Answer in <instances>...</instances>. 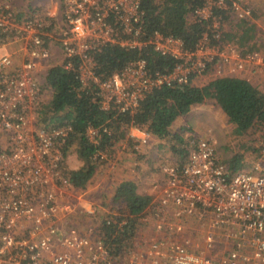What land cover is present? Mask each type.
<instances>
[{
  "label": "built area",
  "instance_id": "1",
  "mask_svg": "<svg viewBox=\"0 0 264 264\" xmlns=\"http://www.w3.org/2000/svg\"><path fill=\"white\" fill-rule=\"evenodd\" d=\"M230 2L225 6V0H203L187 14L191 20L210 21L213 43L203 33L188 50L179 38L153 32L147 43L175 60L170 70L150 73L138 59L103 75L93 53L107 44H142L138 0H61L52 36L51 22L35 5L26 4L17 15L9 0H0V49L14 43L21 54L18 62L10 53L0 54V133L5 141L0 149V264H264V132L253 144L250 161L239 152L244 161L234 171L215 157L206 139L190 140L180 162H156L163 179L150 186V201L140 219L153 221L157 231L164 225L172 234L150 237L136 225L131 244L113 253L100 227L120 228L126 219L115 220L111 208L102 211L98 204L83 205L73 196L75 189L61 172L59 151L69 128H44L28 118L37 110L41 89L50 92L40 81L39 65L49 57L51 42L61 55L54 65L73 68L80 88L94 86L92 101L102 110L132 112L150 90L205 74L232 77L249 66L261 70L264 78V57L256 51L241 53L219 39L216 9L229 8L236 21L250 17L247 0ZM139 131L132 153L152 137ZM86 132L94 141L97 129ZM93 159L102 164L106 155L98 151ZM72 197L73 203L68 201ZM168 210L174 218L164 222Z\"/></svg>",
  "mask_w": 264,
  "mask_h": 264
},
{
  "label": "trees",
  "instance_id": "2",
  "mask_svg": "<svg viewBox=\"0 0 264 264\" xmlns=\"http://www.w3.org/2000/svg\"><path fill=\"white\" fill-rule=\"evenodd\" d=\"M202 1L138 0L142 11L141 35L138 41L142 44L132 48L117 44L102 47L93 53L97 72L107 75L120 70L127 62L138 59L145 61L150 73L170 70L175 60L169 55L157 53L147 43L154 31L164 36L179 38L183 48L188 50L195 48L203 33L208 34L210 43H213L209 20L187 18V14L200 6ZM230 3V0H225V6H229ZM228 10L229 8H219L213 12L220 15V25L227 19ZM238 22L240 33L221 29L220 41L234 42L239 49H245L240 51L241 53L256 51L254 45L248 42L253 37L250 33L252 24L248 19ZM43 80L50 90L49 99L36 110V123L44 128L54 126L69 128L59 146L61 153L65 157L73 148L82 164L75 170H66L64 166L62 168L70 186L80 190L84 189L95 171L97 163L93 159V154L106 150L124 139L126 128L129 126L147 131L153 138L161 139L165 145L168 144V148L172 147L169 139L175 138L181 146L178 154L184 155L190 146H186L185 142H189L169 128L177 116L185 114L191 106L201 103L204 99L211 98L215 101L237 134L253 125L264 126V92L241 77H218L201 86L190 82L161 85L145 93L132 112L100 109L92 101L94 86L80 88L75 70L65 69L62 64L47 68ZM88 128L97 129L94 141L87 135ZM102 128L106 131H102ZM239 164V154L232 155L226 163L230 171L236 170ZM149 201V196L135 192L133 181L121 180L115 186L110 202L115 215H111V218L115 220L124 218L126 223L120 228L104 223L100 227L103 241L113 253L124 250L131 244V234L136 227L135 218Z\"/></svg>",
  "mask_w": 264,
  "mask_h": 264
},
{
  "label": "rangeland",
  "instance_id": "3",
  "mask_svg": "<svg viewBox=\"0 0 264 264\" xmlns=\"http://www.w3.org/2000/svg\"><path fill=\"white\" fill-rule=\"evenodd\" d=\"M247 3L251 7V16L248 20L249 23L252 24V31L250 33L253 35L248 42L254 45L256 52H258L261 57H264V0H247ZM29 4L35 5L39 12L47 15L48 20L51 22V26L48 28V33L52 36V33L56 31L57 22L60 17L61 0H33ZM227 14V19L222 21V26L220 25L221 29L223 31L240 33L241 30L239 28V22L235 20L233 14L230 13L229 10L227 11ZM233 40L235 41L236 38ZM51 44H53V42H51ZM228 44L234 46L237 51L245 50L244 48L242 50L241 48L239 49L234 42H228ZM209 51L210 54H214V52H212L214 50ZM60 60V54L57 52V49L53 50L52 46L51 53L47 58L46 66L50 67L51 65L60 62ZM257 71L260 73V78L257 82L252 81V84L256 85V87L264 92L263 73L261 70ZM211 78V75L208 74H205L204 76H195L191 78L190 83L192 82L193 85L201 86L206 84L209 80H211ZM48 99L49 91L41 89L39 103L36 109H38L39 106L44 104ZM206 111H208V115L210 116L209 120L204 117V113ZM190 114H192L196 120L192 121L191 117H188L187 119V116L179 117L175 120V122H173L170 130L176 134L179 133L185 141L192 140L193 142L196 139H206L210 141L213 145L215 157L224 164L227 163V160L232 157V155H240L239 152L244 154L246 161H250L255 155L252 152L253 144L257 145L259 143L264 132V126L253 125L241 134H237L234 131V126L227 120L225 115L211 98L204 99L199 105L191 106ZM28 118L30 122H35L36 110H34L33 113H29ZM188 121H192V124ZM183 128H185V132ZM169 140L172 144V147H169L171 150L168 148V144L167 146L162 140L157 141L153 137H150L148 142L144 146L137 149V152L135 153L126 154V151L128 150L126 146V148L117 146V148L111 152L112 159H115V169L112 170L110 166L100 164V168L97 166V172L84 189L76 190V188H74L75 190L72 191L73 196L75 194L78 195L79 199L77 200L83 205L87 203H96L100 206L102 211L107 210L106 200L112 195L111 192H113L114 186L125 178L122 174L126 173L127 168L132 169L134 172L136 171L132 165H128V163L124 162L126 158L122 157L126 155L129 156L130 154H133L131 157L133 158L132 160H134V157L136 156L139 157L138 160L142 163V166H140L138 170L141 168L143 171L136 172L140 175V182L137 181L140 191L139 194H148L150 186L163 179L162 173L159 171L156 162L161 160L162 162L167 163H177L184 157L181 153V155L178 154L181 146L178 145L176 139L170 138ZM3 143L4 135L0 133V145ZM185 145L189 146L190 144L185 142ZM1 148L2 147L0 146V149ZM59 151H61L60 148ZM104 151L108 153L107 150ZM63 158V166L66 170H75L82 164V161L76 157L73 148H71ZM242 159L243 156L240 160L242 161ZM144 165L145 167H143ZM61 169V172L65 176L66 174L62 166ZM103 169H105V172L102 171ZM107 169L112 171H108ZM144 172H146V174ZM103 179L105 181L101 184L100 182L103 181ZM62 200L66 201L67 198L65 197ZM68 201L73 203L75 202V199L72 197L69 198ZM193 239L195 241H199V236H197V238L194 236Z\"/></svg>",
  "mask_w": 264,
  "mask_h": 264
},
{
  "label": "crops",
  "instance_id": "4",
  "mask_svg": "<svg viewBox=\"0 0 264 264\" xmlns=\"http://www.w3.org/2000/svg\"><path fill=\"white\" fill-rule=\"evenodd\" d=\"M9 1L11 2L14 10H16L17 15H20L22 13V11L24 10V6H26V4L31 3L33 0H9ZM35 1H37V0H35ZM52 46H53V50L57 49V52L60 54L59 48H57V46L56 45H53V44H52ZM52 46H51L50 49H52ZM0 53H10V54H12V56L15 58L16 62L19 61L20 56H21L19 48L14 43H11V44L6 45L5 47L1 48L0 49ZM50 53H51V50H50ZM46 62H47V60L41 62L40 65H39V72L41 73V75H40V81L43 80V75H44L45 70H46V67H47L46 66ZM234 76L235 77L245 78L246 80H248L252 84V81H255V82L258 81V79L260 78V73L258 71H252L249 66H246L243 70L236 72ZM191 84H192V82H191ZM197 86H199V85H197ZM254 86H256V85H254ZM201 103L194 104L193 106L199 105ZM185 116H187V119H188V117H191V120L192 121L193 120H196L195 117L192 114H190V109L185 114H182V115L177 116L175 118V120L177 118H179V117H185ZM204 117L207 120L210 119V116L208 115V111H206L204 113ZM175 120L173 122H175ZM192 121H188V122H190L192 124ZM173 122H172V124H173ZM172 124H171L169 130L172 128ZM183 129H184V132H185V128H183ZM180 130H182V129H180ZM140 133L141 132L136 127H133V126L127 127L126 128V131H125V137H124V139H122V140L114 143L110 148L106 149L108 151V153L103 150V153L106 155V159H105V162L102 163V164L103 165H108V166H110L112 168V170H114L115 169V165H114L115 159L114 160L112 159L111 152L114 151L115 148H117V146L118 147L121 146V148H124L126 146L128 148V150L126 151V154L132 153V146L134 144L133 142H135V139H138L140 137V135H141ZM182 139H183V137H182ZM157 141H161V139L160 140L158 139ZM4 144L5 143L1 144L0 146L2 147V146H4ZM140 147H142V146H140ZM132 155L133 154H130L129 156L128 155L122 156V157L126 158L124 162L128 163V165H132V167L136 171L134 172V171H132V169L127 168L126 173L122 174V176L125 177V178H123V180H130V181H133L134 182V184H135V192L139 194L140 191H139V186L137 185V181L140 182V175L137 174L136 172L143 171V170H141V168H140V170H138L139 167L142 166V163H141L140 160H138L139 157H136V156L134 157V160H132L133 159V158H131ZM121 160H123V159H121ZM240 162H241V160H240ZM112 164H113L114 167H112ZM97 166H98V168H100V163L99 164L97 163L96 168H95V171L92 174L91 179L93 178L94 174L97 172ZM143 167H145V165ZM112 170H108V171H112ZM102 171L105 172V169H103ZM144 173L146 174V172H144ZM91 179L88 181V183L91 181ZM104 181L105 180L103 179V181H101L100 183L102 184ZM115 186H114V188H115ZM114 188H113V190H114ZM76 190H80V189H76ZM111 193L113 194V192H111ZM150 193H151V190L149 189L148 194L145 193L144 195L149 196ZM110 202H111V196L106 200V203H107L106 206L112 209ZM144 209L145 208H143V210L135 218V224L138 226V228L141 229V228L144 227L145 230H146V232L147 233H150L149 234L150 237H152V236H155V237H165V238L170 237L172 233L170 231H167L166 229H163L164 225H161V230L157 231L153 227V221L143 222L140 219V216L142 215ZM173 218L174 217H173V215H171V210H168L167 213H163L162 219H163L164 222H170L171 219H173Z\"/></svg>",
  "mask_w": 264,
  "mask_h": 264
},
{
  "label": "clouds",
  "instance_id": "5",
  "mask_svg": "<svg viewBox=\"0 0 264 264\" xmlns=\"http://www.w3.org/2000/svg\"><path fill=\"white\" fill-rule=\"evenodd\" d=\"M187 130H188V129H187ZM154 139H155V138H154ZM156 140H157V139H156ZM187 141H188V140H187ZM189 141H190V140H189ZM189 141H188V142H189ZM189 144H190V146H191V143H190V142H189ZM190 146H189V147H190Z\"/></svg>",
  "mask_w": 264,
  "mask_h": 264
}]
</instances>
